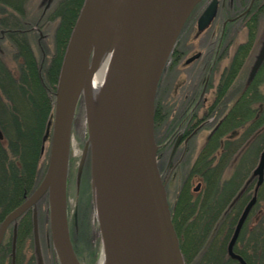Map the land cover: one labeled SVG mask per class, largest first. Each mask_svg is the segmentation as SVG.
<instances>
[{
  "label": "water",
  "instance_id": "1",
  "mask_svg": "<svg viewBox=\"0 0 264 264\" xmlns=\"http://www.w3.org/2000/svg\"><path fill=\"white\" fill-rule=\"evenodd\" d=\"M198 1L189 0L184 6L182 0L83 1L57 78L45 174L37 188L0 222V244L6 229L13 224L11 264H15L17 219L30 208L37 245L35 207L45 195L50 237L59 264H81L71 242L66 210L69 141L80 96L92 178L95 159L98 169L100 208L96 221L105 264H185L171 219L166 181L158 168L154 111L157 87L173 43ZM214 11L210 6L202 13L199 29L211 21ZM109 36L116 48L104 90L95 157L89 86ZM263 60L264 40L249 79ZM179 139L180 136L172 153ZM252 174L256 177L254 195L242 210L226 248L227 255L239 264L246 262L233 248L256 202L255 193L264 181V147Z\"/></svg>",
  "mask_w": 264,
  "mask_h": 264
},
{
  "label": "trees",
  "instance_id": "2",
  "mask_svg": "<svg viewBox=\"0 0 264 264\" xmlns=\"http://www.w3.org/2000/svg\"><path fill=\"white\" fill-rule=\"evenodd\" d=\"M11 1L19 5L8 6L3 1L0 29H23L29 21L24 17L22 2ZM82 3L83 0H57L52 6L50 12L59 23L55 30L54 49L49 47L42 64L41 53L35 52L30 45L35 36L6 34L7 40L16 41L14 57L18 59V68L15 77L0 61V93L9 102L1 104L8 117H1L3 122L0 120L3 134L0 140V222L36 189L46 170L47 160L42 164L39 160L43 136L51 133L52 92ZM235 66L233 64L226 70V79L220 82L209 105L208 118L212 119L206 125L208 137L186 181L174 199L169 200L185 264H239L228 257L226 247L241 211L253 195L256 183L253 165L264 146V91L259 83L264 63L251 80L245 78L231 101L234 92L231 85L240 76ZM13 93H18L28 105L24 119H20L16 110ZM167 116L166 112L162 115V105L156 101L154 128L157 144L168 133ZM192 178L202 183L197 193L189 189L187 182ZM256 197L234 246V251L246 264H264V181ZM30 233L32 218L27 211L18 219L16 246ZM10 247V240L3 239L0 255L9 254ZM88 250L92 255L89 263H92L94 252Z\"/></svg>",
  "mask_w": 264,
  "mask_h": 264
},
{
  "label": "rangeland",
  "instance_id": "3",
  "mask_svg": "<svg viewBox=\"0 0 264 264\" xmlns=\"http://www.w3.org/2000/svg\"><path fill=\"white\" fill-rule=\"evenodd\" d=\"M3 1H5L8 6L19 5L16 1L11 0H0V7L3 6ZM22 2L23 13H25L26 21H29L34 25L37 20L41 8L42 0H20ZM2 5V6H1ZM3 18L0 13V20ZM58 20L51 19L43 29V32H47L52 36V31L57 27ZM210 33V31H209ZM209 33L206 32L202 39H209ZM6 38V37H5ZM243 38L246 37L243 36ZM242 40L244 41V39ZM262 41V40H261ZM36 42H34L35 44ZM11 45H8L3 41L0 43V61L4 64V67L11 74L17 75L18 68V59H15V47L11 48ZM51 47V46H50ZM39 47L34 45L33 49L35 52L39 53ZM41 48L48 51L49 47L45 41L42 42ZM260 48V41H257V46L252 50V53L245 57L242 56V66L239 69L240 76L235 77L233 84L231 85V91L234 89V92L230 96V100L234 98L235 90L238 91V88L245 81V78H249L250 67L258 54ZM231 48V54H232ZM40 54V53H39ZM188 54V53H187ZM187 56V55H186ZM41 59V58H40ZM41 61V60H40ZM229 61L227 59H222L219 61L215 71L211 72L212 76L209 83V89L207 93L208 97V106L214 100L216 91L220 82L224 79L227 68H224V65H228ZM170 64V57L167 60L165 69L161 76L162 87L160 95L156 101H158L164 107V111L168 113L165 120V125L171 127H176L179 125L180 119L176 116L184 110V104L188 105L184 101V94L186 85L191 84L193 80L190 76H185L181 72V66L184 64L178 65L179 68H173ZM232 64H230L231 66ZM238 72V73H239ZM248 76V77H247ZM260 79V88L264 91V73ZM189 82V83H188ZM171 86V87H170ZM15 99L16 110L21 116L20 119H24L27 115L28 105L25 100L19 96L18 93H13ZM1 104H9L8 100H5V95L0 93V120L1 117L7 118L8 114L5 113V109L1 107ZM186 105V106H187ZM79 108V109H78ZM205 110H199V116ZM208 118V117H207ZM74 123L71 128V136L69 141V153L67 160V175H66V210L68 217V226L71 242L76 251L77 257L81 264H96L100 253L102 251V241L100 236L99 227L94 216L93 211V201H92V165H91V154H90V145H85L87 143V124L84 106L82 102V96L79 98V104L77 106L76 115ZM78 119V120H77ZM211 117L208 118L209 122ZM198 121H201L199 118ZM3 122V121H2ZM8 132V128L6 129ZM170 133H167L161 143H165L170 139ZM209 134V129L204 126L194 137L192 141V146L184 159L178 162L177 160L181 156L182 152L180 151L176 159L171 161V164L164 169L166 159L168 156V151L163 154L160 159V171L163 170V180L167 181L166 189L169 200H173L177 192L182 187L183 183L188 177L189 170L195 161L197 155L199 154L203 144L205 143ZM49 148V141H46L43 145V152L39 160L40 164L46 162L47 153ZM257 161L254 163L255 166ZM163 168V169H162ZM189 189L197 193L201 188V181L197 178H192L188 182ZM36 215H37V245L35 243L33 226L31 235L27 236L18 246H16L15 241V264H59L57 254L53 248L52 240L50 237V230L48 225V206L47 198L43 196L36 204ZM30 216L32 217L31 211H29ZM13 227V226H12ZM12 227L10 226L5 233V241L11 242L12 240ZM11 248V247H10ZM88 249H91L94 252V262L89 263L90 258L92 257ZM11 253V250H10ZM9 254L0 255V264H11V257ZM92 260V261H93Z\"/></svg>",
  "mask_w": 264,
  "mask_h": 264
},
{
  "label": "flooded vegetation",
  "instance_id": "4",
  "mask_svg": "<svg viewBox=\"0 0 264 264\" xmlns=\"http://www.w3.org/2000/svg\"><path fill=\"white\" fill-rule=\"evenodd\" d=\"M56 1L42 0V8L34 25L28 22L23 29H0V43L5 41L8 45L15 47L16 41L7 40L5 38L6 34L26 33L31 37L35 36L34 39L30 40V45L33 47L37 44V47H39L38 51L41 53L40 64H42L45 59V52H47L41 48L42 42L45 41L48 47H50V44L52 50L55 45V30L57 27L52 31L51 37L47 32H43V29L51 19H56L50 12ZM210 6L215 9L214 16L203 29H199L198 20ZM206 32L209 33L210 38L202 39ZM243 36L246 37V40ZM263 39L264 0H199L196 2L181 25L169 55V65L175 69L176 67L179 68L178 65L183 63L184 66H181L182 74L190 76L193 80H191L190 85H186L184 90V101L188 102V105L184 104V110L176 116V118L180 119L179 125L169 128L170 139L165 143L159 144V169H161L160 159L167 151L169 153L164 169L171 164L173 159H176L180 151L182 154L177 161L183 160L184 155L192 146V141L197 132L209 123L207 118L209 111L207 93L212 76L211 72L216 70L219 61L227 59L229 63L224 65V68L229 69L233 64H236L235 69L237 67L239 71L242 66L241 57L243 55L248 57L257 46L258 40L261 48ZM34 42L36 43L34 44ZM231 48L233 49L232 54L230 53ZM230 64L232 65L230 66ZM161 84L162 81L160 79L157 97L161 92ZM163 109L164 107L162 106V115L165 113ZM202 109L205 111L199 116V110ZM199 118L201 121H197ZM177 134H180V139L174 153H172L173 145L179 137H174ZM163 171L161 172L162 174Z\"/></svg>",
  "mask_w": 264,
  "mask_h": 264
},
{
  "label": "bare ground",
  "instance_id": "5",
  "mask_svg": "<svg viewBox=\"0 0 264 264\" xmlns=\"http://www.w3.org/2000/svg\"><path fill=\"white\" fill-rule=\"evenodd\" d=\"M188 1L189 0H182V6L186 5ZM115 48L116 46L112 42L111 37L109 36L105 40L99 62L92 75L89 86L90 132H91V141L95 149V157L97 153L96 146H97L98 130H99V123L101 116V106H102L104 90L107 83V78L113 60ZM81 92H84V90L82 89ZM92 201H93L94 216L95 218L96 217L98 218L99 208H100V190H99V177H98L96 159L94 163L93 178H92ZM96 264H105L104 250L101 251L99 259Z\"/></svg>",
  "mask_w": 264,
  "mask_h": 264
}]
</instances>
